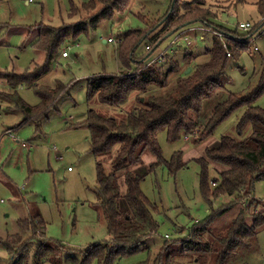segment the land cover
Here are the masks:
<instances>
[{"label":"rangeland","instance_id":"obj_1","mask_svg":"<svg viewBox=\"0 0 264 264\" xmlns=\"http://www.w3.org/2000/svg\"><path fill=\"white\" fill-rule=\"evenodd\" d=\"M87 1L0 0V70L20 74L26 69L31 71L34 63L42 65L45 52L33 45L39 29L44 26L59 28L77 22L100 8L84 11L82 7ZM172 1L130 0L123 12L114 11L88 32L67 37L54 54L48 72L37 81V84L57 90L36 121L22 123L25 116L14 107L7 96L11 89L4 85L6 80L0 78L1 239L15 233L22 239L28 238L30 232L21 230L18 220L37 214L46 223L44 232L48 242L52 246L59 244L63 247L58 256L45 264H72L65 259L66 256L73 255L79 259V251L96 242L111 240L102 211L96 203V161L90 151L89 132L84 121L90 109L103 115L122 116L132 108L133 99L122 106H110L97 100L88 102L87 82L98 74H117L120 70L129 72L136 68V60L144 57V63H147L160 53L161 57L165 55L162 57L164 60L171 59L178 71L168 78L166 86L150 85L146 94L164 95L172 90L178 76L204 62L207 58L205 50L213 46L214 34L209 29L203 30L205 25L201 22H194L167 36L151 53L145 50L147 39H142L132 48V56L128 60L131 69L120 60L119 54L126 53L132 41L131 37H126L128 32L139 28L141 32L150 31L153 35ZM192 1L178 0L180 3ZM257 1L202 0L205 8L216 13L211 19L215 26L238 35L248 32L238 28L240 22L248 21L252 27L259 28L253 32L244 50L234 52L226 59L218 81L221 88L202 103L197 118L199 127L174 140L167 138L165 130L158 133L162 157L170 160L174 152L180 150L186 165L174 173L164 165L148 172V165L154 157L146 151L141 163L130 167L133 173L143 174L140 188L151 203L150 211L157 231L146 239L145 250L116 258L112 264H151L165 235L173 241L187 238L192 226L209 213L208 204L199 190L200 166L192 158L201 156L205 148L217 146L221 136L227 135L237 141L247 138L251 126L247 123L238 128L242 110H235L213 128L212 135L194 142L204 133V125L215 104L224 100L228 93L244 94L259 83L264 71V23H261ZM174 36L177 38L172 43ZM107 37L114 41L107 42ZM76 43L80 46L75 47ZM63 50L67 51L65 57L62 56ZM186 52H190V56L186 57ZM16 91L30 105L39 102L31 88L22 85ZM255 103L264 107V96ZM103 165L105 171L110 172L109 162L105 160ZM215 167V164L209 167V180L218 175ZM119 184L123 193L125 185L122 178ZM253 195L260 202L259 208L264 209V180L256 181ZM231 199L221 195L213 200L212 207L217 210ZM238 209V206H233L227 216L235 214ZM0 257H6L2 247ZM233 264H264V225L237 251Z\"/></svg>","mask_w":264,"mask_h":264},{"label":"trees","instance_id":"obj_2","mask_svg":"<svg viewBox=\"0 0 264 264\" xmlns=\"http://www.w3.org/2000/svg\"><path fill=\"white\" fill-rule=\"evenodd\" d=\"M129 2L88 0L82 9L86 12L96 11L99 6L95 13L59 28L44 26L39 29L33 45L45 52L42 65L34 63L31 71L26 69L20 74L0 70V78L5 79L6 86L11 89L7 96L25 116L22 123L38 120L54 98L57 89L37 84V81L48 72L54 54L65 39L88 32L89 28L110 17L114 11L123 12ZM257 7L261 23H264V0H258ZM215 16L213 10L203 6L202 0L190 3L173 0L153 35H150V31L141 32L139 28L128 32L126 37H131L132 41L128 51L119 54L120 60L126 68H130L128 60L132 56V48L142 39H147L145 50L151 53L167 36L194 22H201L204 28L224 34L227 46L232 50L231 57L234 52L246 48L253 32L259 28L253 26L247 33L238 35L213 25L211 19ZM205 53L206 60L195 64L190 72L178 76L172 90L164 95L146 94V90L150 85L166 86L168 78L178 71L175 63L168 58L144 63L143 57L136 60V68H130L129 72L103 73L88 79V102L97 100L110 106H122L133 99V105L118 117L88 110L84 124L89 132L90 151L96 161V203L102 211L111 240L96 242L79 251V259L73 255L66 256L65 259L72 261V264H91L92 261L112 264L116 258L147 248L146 239L156 233L157 224L150 211L151 203L140 188L143 174L133 173L130 167L141 163L146 151L154 157L148 165V172L164 165L174 173L186 165L180 150L174 152L170 160L162 157L157 135L165 130L167 138L174 140L199 127L197 118L202 103L221 88L218 81L228 58L217 34L213 36V46ZM185 56H190V52H186ZM22 85L31 88L38 96L36 105L28 104L19 96L16 89ZM261 96H264V71L256 87L244 94L228 93L211 109L204 133L198 137L195 134L197 138L194 143L212 135L213 128L235 110H242L238 128L249 123L250 134L241 141L227 135L221 136L217 146L205 148L201 156L192 158L200 166L199 190L208 204L209 213L192 226L187 238L173 241L163 237L164 241L151 259V264H233L237 251L264 225V209L259 208L260 202L253 195L256 181L264 180V107L255 103ZM105 160L109 162L110 172L105 171ZM211 164L216 165L218 175L209 180ZM120 178L125 185L123 193ZM221 195L232 199L215 210L213 200ZM233 206L239 209L228 217L227 213ZM45 225L37 214L19 219L18 227L29 231L30 235L26 239L17 233L8 235L7 239L0 238V247L6 252V257H0V264H45L58 256L63 247L59 244L52 246L48 242Z\"/></svg>","mask_w":264,"mask_h":264},{"label":"built area","instance_id":"obj_3","mask_svg":"<svg viewBox=\"0 0 264 264\" xmlns=\"http://www.w3.org/2000/svg\"><path fill=\"white\" fill-rule=\"evenodd\" d=\"M237 26H238V28H240V29H242V30H249V29L252 27V24H251L250 22H248V21H245V22H240V23H238ZM202 29H203V30H206L207 28L202 27ZM209 30H210V29H209ZM210 31H211V30H210ZM211 32H212V31H211ZM212 33L218 35V37H219V39H220V41H221V46H222V48L224 49L226 56L229 57V56L231 55V52H230V50H229V48H228V46H227L228 44H227V42H226V37H225V35L222 34V33H220V32H216V31H213ZM176 38H177V36H176V37L174 36V38L171 39L172 43L175 42ZM184 40H186V37H184ZM106 41H107V42H113L114 40H113L111 37H107ZM79 46H80L79 43H76V44H75V47H79ZM147 48H148V46H146V49H147ZM67 49H69V47H68ZM62 56H63V57L67 56V51H66V50H63V51H62ZM162 57H163V56H162ZM162 57H161V55H160V53H159V55H158L157 57H155L154 59L150 60L149 63H152V62H154V61H158V60L162 59ZM212 184H213V183H212ZM165 237H168V236L165 235Z\"/></svg>","mask_w":264,"mask_h":264},{"label":"crops","instance_id":"obj_4","mask_svg":"<svg viewBox=\"0 0 264 264\" xmlns=\"http://www.w3.org/2000/svg\"><path fill=\"white\" fill-rule=\"evenodd\" d=\"M244 22H245V21H244ZM120 71H121V70H120ZM120 71H119V72H120ZM119 72H118V73H119ZM4 85L6 86V84H4ZM2 86H3V84H2ZM10 130H12V129H10ZM12 131H14V130H12Z\"/></svg>","mask_w":264,"mask_h":264},{"label":"water","instance_id":"obj_5","mask_svg":"<svg viewBox=\"0 0 264 264\" xmlns=\"http://www.w3.org/2000/svg\"><path fill=\"white\" fill-rule=\"evenodd\" d=\"M188 70H189V69H188ZM188 70H187V71H188ZM187 71H186V73H187Z\"/></svg>","mask_w":264,"mask_h":264}]
</instances>
